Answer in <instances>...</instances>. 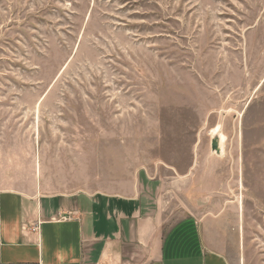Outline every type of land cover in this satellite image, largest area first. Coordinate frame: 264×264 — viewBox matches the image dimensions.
<instances>
[{
  "label": "rangeland",
  "instance_id": "374dc122",
  "mask_svg": "<svg viewBox=\"0 0 264 264\" xmlns=\"http://www.w3.org/2000/svg\"><path fill=\"white\" fill-rule=\"evenodd\" d=\"M66 121L145 177L191 172L243 264H264V0H0V146L66 141Z\"/></svg>",
  "mask_w": 264,
  "mask_h": 264
},
{
  "label": "crops",
  "instance_id": "0c3cea01",
  "mask_svg": "<svg viewBox=\"0 0 264 264\" xmlns=\"http://www.w3.org/2000/svg\"><path fill=\"white\" fill-rule=\"evenodd\" d=\"M65 124L50 136L66 141L41 128L38 146H0V264H243L223 216L191 198V172L145 177L126 149L100 157L92 131Z\"/></svg>",
  "mask_w": 264,
  "mask_h": 264
},
{
  "label": "bare ground",
  "instance_id": "6f19581e",
  "mask_svg": "<svg viewBox=\"0 0 264 264\" xmlns=\"http://www.w3.org/2000/svg\"><path fill=\"white\" fill-rule=\"evenodd\" d=\"M213 143L215 144L214 150L218 153L224 152V138L219 134L216 135L213 139Z\"/></svg>",
  "mask_w": 264,
  "mask_h": 264
},
{
  "label": "water",
  "instance_id": "95a60500",
  "mask_svg": "<svg viewBox=\"0 0 264 264\" xmlns=\"http://www.w3.org/2000/svg\"><path fill=\"white\" fill-rule=\"evenodd\" d=\"M213 144H214V143H213ZM213 148H215V144H214Z\"/></svg>",
  "mask_w": 264,
  "mask_h": 264
}]
</instances>
